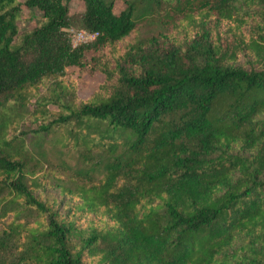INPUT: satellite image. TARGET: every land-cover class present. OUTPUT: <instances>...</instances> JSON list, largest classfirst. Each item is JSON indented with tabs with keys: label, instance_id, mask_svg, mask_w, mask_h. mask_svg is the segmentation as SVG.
Masks as SVG:
<instances>
[{
	"label": "trees",
	"instance_id": "obj_1",
	"mask_svg": "<svg viewBox=\"0 0 264 264\" xmlns=\"http://www.w3.org/2000/svg\"><path fill=\"white\" fill-rule=\"evenodd\" d=\"M69 1L24 0L42 20L20 34L0 0V264H264V0ZM68 67L104 80L77 100ZM29 105L33 135L8 136Z\"/></svg>",
	"mask_w": 264,
	"mask_h": 264
},
{
	"label": "rangeland",
	"instance_id": "obj_2",
	"mask_svg": "<svg viewBox=\"0 0 264 264\" xmlns=\"http://www.w3.org/2000/svg\"><path fill=\"white\" fill-rule=\"evenodd\" d=\"M19 4H21V10L18 17V30L19 33H23L26 31H29L33 27H35L41 20L42 15L41 12L36 8H27L23 2L24 0H17ZM123 0H114V6L115 11L120 10L123 7ZM68 7L71 14H79L84 9V3L83 0H70L68 2ZM71 27L78 29L83 28L78 22H75ZM162 29V22H161V15H152L144 20H140L135 30L128 36L126 41H131L136 38H143L147 37L149 35L155 34L159 32ZM63 85L66 86V88H69L70 90H73L75 93V96L77 97V100L81 99H87L89 98L93 92L97 89L98 85L103 82L104 75L97 73V72H91L88 69H80L78 67H68L66 70V73L59 78ZM51 83V79L47 78L44 80L41 84H39L35 88H30L29 91L31 94L37 93L41 94L43 93L47 86ZM51 109H55L53 106H50ZM32 106H28L27 109L23 110H17V112H13V116L15 117V121L12 123V125L8 128V136H12L14 134L21 135V132L29 131L30 133L26 134L25 140H28L27 135H33V130H35L38 125L40 124L39 117L36 115H32ZM38 111V110H37ZM52 135H50L48 138L47 136L44 138V145H46L47 148L50 147L48 144V141L50 140ZM48 153V159L49 162H53L55 164L56 161V154L52 151H47ZM73 163V161H72ZM48 170V182L49 184H52L49 188L50 192L54 194V196L57 197V199H60L61 195L58 190L54 187V180L58 182H63L65 185H69L72 181V179L63 173L61 170L57 169L54 166H50L47 168ZM44 171H39L37 175H41ZM45 173V172H44ZM47 174V173H46ZM44 195V194H43ZM79 199L75 197L71 201L68 202H78ZM66 202V203H68ZM67 206V205H66ZM11 217V216H10ZM12 218H9L8 220H11ZM26 218H22V221H25ZM29 220V226H34V218L30 217ZM77 220L80 222L82 228L88 227L91 223H98V219L94 218L92 219L91 215H82ZM103 224V222H101ZM6 225L3 223V228ZM2 226H0L1 228ZM0 236V242H3V239H1ZM1 245H3L1 243ZM14 251V250H13Z\"/></svg>",
	"mask_w": 264,
	"mask_h": 264
},
{
	"label": "built area",
	"instance_id": "obj_3",
	"mask_svg": "<svg viewBox=\"0 0 264 264\" xmlns=\"http://www.w3.org/2000/svg\"><path fill=\"white\" fill-rule=\"evenodd\" d=\"M66 31L70 36L71 43L73 46H76L81 43L89 42L95 39V37L98 34L97 32L90 31L85 28L75 29L73 27H68Z\"/></svg>",
	"mask_w": 264,
	"mask_h": 264
}]
</instances>
